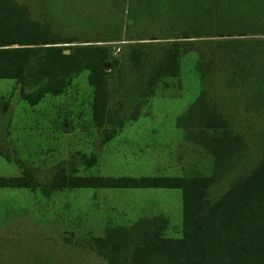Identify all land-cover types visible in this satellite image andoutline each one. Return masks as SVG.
<instances>
[{"label":"trees","instance_id":"trees-1","mask_svg":"<svg viewBox=\"0 0 264 264\" xmlns=\"http://www.w3.org/2000/svg\"><path fill=\"white\" fill-rule=\"evenodd\" d=\"M40 4L48 12L31 17L17 0H0V79L13 80L21 100L34 105L47 94L56 95L85 70L93 92L92 120L110 128L106 141L124 121L134 119L131 110L140 107L156 83L177 75L179 57L195 51L201 82L193 103L201 106L196 117L202 128L197 133L216 163V175H74L61 167L41 186L32 169L21 168L15 176L0 175V188H39L44 193L75 187L179 189V237L163 235L167 218L162 214L142 216L130 225L107 226L102 235L91 238L90 250L106 264H264V159L237 175L217 198L209 197L208 188L240 160L237 149L244 143L202 100L205 90L221 79L236 98L249 100L264 113V0ZM116 41H124L119 57L133 76L121 71L118 59L107 57L105 43ZM106 62L108 69L103 67ZM111 69L117 71L112 77L117 89L109 77ZM112 96L126 97V102L112 106Z\"/></svg>","mask_w":264,"mask_h":264},{"label":"rangeland","instance_id":"rangeland-1","mask_svg":"<svg viewBox=\"0 0 264 264\" xmlns=\"http://www.w3.org/2000/svg\"><path fill=\"white\" fill-rule=\"evenodd\" d=\"M17 1L31 17L49 10L42 11L40 0ZM123 43H105L107 57L118 59L121 71L130 76L128 64L119 57ZM196 60L195 51L183 53L177 75L156 83L140 107L131 110L134 119L124 121L106 141L110 128L98 127L92 120L93 92L85 70L72 76L62 92L47 94L34 105L19 98L13 80L0 79V175L32 169L42 186L61 167L74 175L114 177L213 174L216 163L197 133L201 106L193 103L201 82ZM106 63L103 67L108 69L110 62ZM116 72L111 69L109 77ZM115 78L112 85L117 89ZM231 93L218 79L202 94L208 109L221 114L229 133L244 143L237 149L240 160L208 188L211 198L264 159V113ZM119 101L126 102V97L112 96L110 104ZM88 158L92 163L87 164ZM157 214L167 218L165 237L181 235L179 189L75 187L44 193L39 188L1 187L0 264H106L90 250L91 238L102 235L107 226L130 225L139 217ZM65 232H70L67 239Z\"/></svg>","mask_w":264,"mask_h":264},{"label":"water","instance_id":"water-1","mask_svg":"<svg viewBox=\"0 0 264 264\" xmlns=\"http://www.w3.org/2000/svg\"><path fill=\"white\" fill-rule=\"evenodd\" d=\"M64 52H67V50H64ZM105 64V66H107V63H104Z\"/></svg>","mask_w":264,"mask_h":264}]
</instances>
